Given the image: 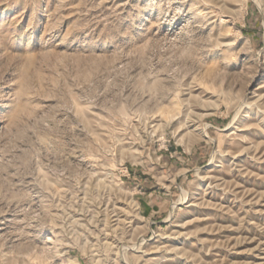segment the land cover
I'll return each mask as SVG.
<instances>
[{"label":"rangeland","instance_id":"rangeland-1","mask_svg":"<svg viewBox=\"0 0 264 264\" xmlns=\"http://www.w3.org/2000/svg\"><path fill=\"white\" fill-rule=\"evenodd\" d=\"M0 264H264V0H0Z\"/></svg>","mask_w":264,"mask_h":264}]
</instances>
